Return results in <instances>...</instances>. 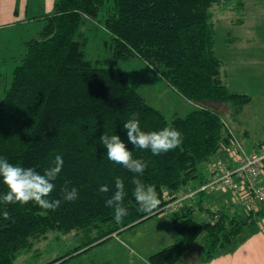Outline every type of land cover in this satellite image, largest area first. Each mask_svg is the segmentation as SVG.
I'll return each instance as SVG.
<instances>
[{"label":"trees","instance_id":"16d2710c","mask_svg":"<svg viewBox=\"0 0 264 264\" xmlns=\"http://www.w3.org/2000/svg\"><path fill=\"white\" fill-rule=\"evenodd\" d=\"M246 1L115 0L101 21L106 0H55L53 11L40 16L44 25L26 42L10 87L0 99V156L43 172L61 155L65 163L52 198L62 199L65 187H75L78 199L62 202L54 211L34 203L0 204V213L6 207L11 216L5 220L0 214V264H14L51 231L86 236L83 243L48 263L61 264L160 215L161 203L151 212L139 210L132 195L136 174L109 161L99 140L105 133L118 134L127 143L123 124L133 117L144 131L173 127L183 134L179 147L159 156L127 145L134 158L148 162L140 179L156 190L160 200L166 190L186 192L205 182L204 165L228 139L223 114L215 105L242 106L251 98L231 92L223 82V61L215 50V16L235 9L243 15ZM87 19H98L109 30L117 57L145 60L195 107L168 118L131 84L123 69L87 59L79 40ZM117 177L128 193L124 206L129 214L120 222L114 209L105 205ZM101 185H108L109 192H100ZM7 191L0 181V194ZM193 212L189 207L169 215L178 238L151 255V264H177L201 237V260L210 262L242 243L246 227L264 215V210L246 214L226 206L213 223L192 217Z\"/></svg>","mask_w":264,"mask_h":264},{"label":"rangeland","instance_id":"374dc122","mask_svg":"<svg viewBox=\"0 0 264 264\" xmlns=\"http://www.w3.org/2000/svg\"><path fill=\"white\" fill-rule=\"evenodd\" d=\"M114 4L115 0H106L99 17L101 21L109 15ZM33 11L29 9L20 15L5 14L0 20V99L10 87L13 71L26 51V42L37 37L44 25L40 19L44 12ZM244 13L245 24L239 26L232 23L233 18L241 17V12L236 9L216 16L215 50L225 64L224 83H228L231 92H244L241 94L251 98L242 106L232 102L215 106L221 110L224 121L233 128L246 148L252 151L264 143V0H248ZM101 21L87 19L81 27L79 40L83 43L87 59L100 66L123 69L131 84L168 118L186 114L194 108L192 101L168 84L162 74L145 60L138 56L127 59L117 57L113 36ZM6 22L13 24L6 25L9 24ZM223 157L222 151L213 156L203 167L204 175H208L213 162ZM213 195L217 199H213L211 194L204 196L211 209L225 205V200L232 198L230 191H216ZM191 216L199 219L198 214ZM258 231L264 232V215L259 216L255 224L246 227L247 235H257ZM77 235L51 231L45 238L37 240L31 250L22 253L14 264H48L87 239ZM177 238L171 218L157 215L61 264H151L149 257L174 243ZM191 248L193 257L198 258L204 250L202 237Z\"/></svg>","mask_w":264,"mask_h":264},{"label":"clouds","instance_id":"9594fccd","mask_svg":"<svg viewBox=\"0 0 264 264\" xmlns=\"http://www.w3.org/2000/svg\"><path fill=\"white\" fill-rule=\"evenodd\" d=\"M126 133L125 140L120 135L102 134L99 137L101 145L106 149L109 161L122 165L128 171L136 174L132 179L134 188L132 195L142 212H151L158 204L156 190L151 185H146L140 177L148 168V162L143 159L134 158L128 144L141 150H149L155 156L175 150L183 143V134L173 127H163L156 131H144L138 118H131L123 124ZM64 159L56 155L52 165L38 171L35 167H23L10 163L5 157L0 156V181L7 186L8 191L0 194V204L34 203L44 210H56L62 202H74L78 199V190L73 187L70 190L65 187L62 199L52 198V193L57 189V180L64 167ZM108 185H101L99 191L109 192ZM127 191L123 180L119 177L115 180V191L106 200V207L114 209V218L120 222L127 216L128 210L124 206ZM5 220L11 219L6 207L2 211Z\"/></svg>","mask_w":264,"mask_h":264},{"label":"built area","instance_id":"2783aa9c","mask_svg":"<svg viewBox=\"0 0 264 264\" xmlns=\"http://www.w3.org/2000/svg\"><path fill=\"white\" fill-rule=\"evenodd\" d=\"M225 127L228 139L222 145L224 157L209 166L204 183L181 193L166 190L158 210L160 215L169 216L191 207L214 223L221 208H209L202 198L216 191L232 193L227 207L233 211L257 214L264 210V143L250 151L227 123Z\"/></svg>","mask_w":264,"mask_h":264},{"label":"crops","instance_id":"0c3cea01","mask_svg":"<svg viewBox=\"0 0 264 264\" xmlns=\"http://www.w3.org/2000/svg\"><path fill=\"white\" fill-rule=\"evenodd\" d=\"M246 2L248 4V0ZM54 3L55 0H0V20L3 19V15L5 14L20 15L24 12H27L29 9H34L33 12L42 11L44 12L43 15H46L53 11ZM219 14H224V13L218 11V13H216V16ZM245 20H246V14L244 13L243 15H241V17L233 18L232 23L238 26L242 24L244 25ZM11 22H6L9 23L6 25H12L13 23ZM224 66L225 64L223 62V68ZM223 68H222V79L224 75ZM226 85L229 87L228 83ZM233 92L244 93L236 90H234ZM193 107H195V105H193ZM218 192H223V191H218ZM213 194L214 192L211 193L213 199H217V196ZM216 194H221V193H216ZM202 200L206 202V199L204 197L202 198ZM160 203L161 200L158 198V204ZM230 203H231V198L229 200H225V205L220 206V208L226 207ZM193 214H198L200 220H205L201 212H193ZM256 234L257 235H247V238L242 243L234 247L235 249L233 251L222 253L218 255L217 258L213 259L210 262H202L201 257L203 252L198 258H194L193 251L191 248V250H188L177 264H264V232L258 231L256 232Z\"/></svg>","mask_w":264,"mask_h":264},{"label":"bare ground","instance_id":"6f19581e","mask_svg":"<svg viewBox=\"0 0 264 264\" xmlns=\"http://www.w3.org/2000/svg\"><path fill=\"white\" fill-rule=\"evenodd\" d=\"M225 142H226V141H224V142L222 143V145H223ZM222 145H221L220 151L222 150Z\"/></svg>","mask_w":264,"mask_h":264}]
</instances>
